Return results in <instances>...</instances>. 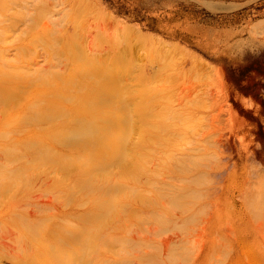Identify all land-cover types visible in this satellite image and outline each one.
I'll return each mask as SVG.
<instances>
[{"label":"rangeland","instance_id":"rangeland-1","mask_svg":"<svg viewBox=\"0 0 264 264\" xmlns=\"http://www.w3.org/2000/svg\"><path fill=\"white\" fill-rule=\"evenodd\" d=\"M22 1L0 0V79L6 84L19 74L15 88L0 96V241L32 243L49 253L51 264L58 257L61 264H264V0H34L29 18L20 20ZM20 28L25 34L18 37ZM56 30L64 38L63 58L75 56L74 66L83 47L102 60L117 55L123 83L133 92H156V102L141 101L143 113L158 115L168 129L146 152L162 155L191 141L207 151L205 165L173 172L172 162L149 157L143 165L148 162L150 173L140 185L146 184L150 202L126 196L138 208L134 213L122 202L115 215L117 194L67 200L63 171L30 160L42 138L31 123L33 102L63 101L52 107L69 114L99 106L29 91V73L46 68L44 36ZM65 62L68 74L72 62ZM122 112L124 105L112 114L114 123ZM206 170L207 190L198 186L199 198L159 200L182 183L184 191H195L194 179ZM95 203L104 214L94 211ZM35 210L38 216H31ZM96 214L112 218L97 223ZM71 229L74 243L64 237ZM45 232L51 236L42 239ZM14 256L0 264H45L21 249Z\"/></svg>","mask_w":264,"mask_h":264},{"label":"bare ground","instance_id":"bare-ground-1","mask_svg":"<svg viewBox=\"0 0 264 264\" xmlns=\"http://www.w3.org/2000/svg\"><path fill=\"white\" fill-rule=\"evenodd\" d=\"M34 4V0H23L17 3L18 18L27 20L31 15ZM11 29L14 30L13 24H11ZM23 34H25V31L20 28L17 31L18 37ZM139 35H141L140 32ZM30 36L31 41L37 38L35 34H30ZM44 39L48 44V49L43 55L46 68L41 64L29 73V84H31L29 91L40 98H49L52 95L59 94L61 99L76 98L86 100L92 107L99 106L97 111L90 114L86 112L69 114L56 110L57 107H52L63 105V101L58 103L54 101L49 103L33 102V120L31 123L35 130L40 131L42 138L40 145H36L38 147L35 146L36 148L30 150V160H39L46 164L52 163L63 171V178L67 184L66 190H69L65 192L67 200L71 198L84 200L90 197L92 201L93 197L97 195L99 199H103L117 194V197L111 200L116 205L117 211H113L115 215H117V212H121L118 210L122 202L127 203L122 204L124 210L129 208V211L134 213L138 208L126 202V196L133 195V198H143L142 205L150 202L146 184L140 185L144 180V174L150 173L148 169H145L148 162L143 165L149 157H152V160H158L161 164L172 162V167L169 169H172L173 172H180L192 165H205L207 151L201 150L202 144L191 141H188L189 143L185 147H183L184 144H177L173 151L167 149V152L162 155L153 154L149 150L148 152L145 151L148 145H157L156 142L162 139L163 135L161 133L168 127L158 118V115H151L148 111L143 113L144 107H142L143 103L141 101L152 99L156 102L158 96L154 95L156 94L155 91H151L152 93L147 92V90L146 93L142 90L133 92L130 85L123 83L125 78L122 75L125 74V71L121 68L123 66L117 65V55H115L116 62L115 56L107 57L110 60H102L88 53L87 50H84L87 48L83 47L82 56H76L74 66L75 56L74 58L70 56L63 58L64 38L58 30L46 34ZM68 50H70V47ZM72 51L75 53L74 48H72ZM91 55L94 58L90 57ZM65 61L72 62L70 69H73L68 74L65 70ZM17 76L19 78V74L11 73L6 84L3 83L5 80L0 79V96L4 89L15 88L18 80ZM146 77V75L143 76V78ZM64 82H72L76 86L69 88L68 85L64 86ZM115 92H119L117 96L120 97L119 100H115L117 98L114 97ZM139 101L140 103H137ZM123 105L126 112L119 113L118 122L114 123L112 114L119 111ZM45 106H51V108ZM104 107H109V116L105 114ZM193 112L191 111V114ZM117 124L118 128L115 133ZM136 129H139L137 135L134 133ZM165 141L171 143L168 137H165ZM60 147L72 153L66 154L65 151L59 150ZM98 167H102L103 170L96 169ZM151 172H154V170ZM155 173L159 175L160 171L158 170ZM205 174L207 176V170L204 172V176L194 179V182L196 180L200 184H195V188L197 186L195 191L199 189L197 194H195V191H191L192 187H188L189 190L184 191L186 187L182 183L174 193L173 191L165 194L159 193V200L172 199L178 201L184 198L186 200L188 198L192 200L199 198L201 193L203 194L200 186L204 187L205 192L207 190V177L205 178ZM210 184L216 190H219L220 186L222 187V185L213 184V182H210ZM94 211L101 215L104 214L98 203H95ZM31 212V216H38L37 210L34 213ZM99 214L95 215V219L92 216L93 221L109 223L112 218L111 215L100 217ZM84 216V214H79L77 218L82 219ZM85 220L89 221V219ZM32 228L37 235L35 226H32ZM73 232V229H71V231L66 230L64 233L65 239L69 238L70 243L77 241L76 236L70 235ZM48 236H51V233L41 234L42 239H46ZM19 249L25 251V253H33L34 256H38L41 263L45 261V264H51L47 260L49 253L42 248H36L32 243H24L21 247H16L12 246L7 240L0 241V261L4 258L11 259L15 257L14 255ZM261 258L264 259V253H262ZM14 264H35V261L27 262L23 260ZM53 264H61L59 257L53 261Z\"/></svg>","mask_w":264,"mask_h":264}]
</instances>
